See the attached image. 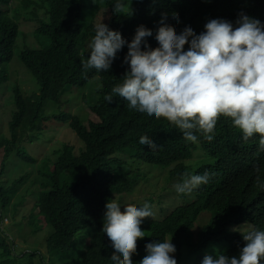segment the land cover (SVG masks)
Returning a JSON list of instances; mask_svg holds the SVG:
<instances>
[{
  "label": "trees",
  "instance_id": "16d2710c",
  "mask_svg": "<svg viewBox=\"0 0 264 264\" xmlns=\"http://www.w3.org/2000/svg\"><path fill=\"white\" fill-rule=\"evenodd\" d=\"M113 3L114 0H26L21 5L13 4L27 14L19 20L32 23L33 33L48 36L50 42L20 52L22 64L39 88L25 94L20 85L11 87L13 107L6 131L0 123V175L11 153L37 168L31 188L17 202H13L16 190L30 175L6 186L0 181V220L8 218L6 214L13 220L20 217L13 224L15 232L11 227H0V264H113L110 257L114 249L101 231L105 205L115 199L123 211L121 195L138 189L150 193L137 207L150 205L154 219L142 220L146 236L137 241L133 264H140L147 243L163 242L165 238L176 247L177 264H202L208 254L238 256L245 241H239L233 226L246 220L254 221L255 227L264 226V188L260 187L264 185V162L244 164L243 177L253 175L256 181L243 190L223 167L213 166L209 171L214 173L211 183L191 193H178L181 201L170 210L164 209L165 193H175L173 188L183 182L184 174L191 175L192 168L214 153L213 142L203 141L200 134L198 142H187L168 121L131 110L127 101L118 96L112 103L104 99L122 83L128 69L123 64L127 45L118 52L108 72L90 69L85 75L81 63L90 55L88 45L95 35L96 23L103 21L129 42L137 27L144 25L153 31L147 43L155 48L163 13L167 14L165 23L173 25L178 33L187 26L200 33L210 19L235 24L241 12L259 13L264 0H126L131 15L113 14ZM10 4V0H0V91L4 82L8 90L7 64L14 56L20 32L19 23L10 15ZM173 13L179 14V23ZM49 104L58 111L48 113ZM54 124L74 131L76 143L58 141L45 159L29 154L24 146L38 141ZM145 135L155 141L157 150L139 143ZM46 140L43 137L40 141L42 148ZM199 142L207 153L202 157L194 151ZM257 165L259 173L255 171ZM147 168L148 174L157 170L161 194L144 187L151 180L145 173ZM223 192L227 197L217 201ZM204 216L208 221L195 236L194 225ZM16 235L25 242L29 237L37 241L23 250L18 247Z\"/></svg>",
  "mask_w": 264,
  "mask_h": 264
},
{
  "label": "clouds",
  "instance_id": "9594fccd",
  "mask_svg": "<svg viewBox=\"0 0 264 264\" xmlns=\"http://www.w3.org/2000/svg\"><path fill=\"white\" fill-rule=\"evenodd\" d=\"M129 8L126 0H114L113 14L131 15ZM172 16L179 23V14ZM166 20L167 14L163 13L155 48L147 43L153 31L144 25L137 27L129 42L103 21L96 23L95 35L88 45L90 55L81 63L85 75L90 69L108 72L118 52L127 45L123 64L128 69L122 83L104 99L112 103L118 96L127 101L129 109L168 121L187 142H198L197 134L203 141L213 142L214 153L209 155L215 164L205 169L192 168L191 175L185 173L183 182L175 185V193H165L162 205L170 210L181 201L178 193H191L211 183L214 173L209 171L213 166L223 167L238 188L245 189L256 181L253 175L244 178L242 171L246 162H264V7L259 13L241 12L235 24L210 19L200 33L191 26L178 33ZM139 143L153 151L159 147L147 135L141 136ZM195 146L196 155L207 154L200 142ZM255 171L260 172L258 165ZM226 197L227 192L219 193L217 201ZM105 207L101 231L114 249L110 259L113 264H133L137 241L146 236L142 220L154 219V213L147 203L142 208L126 204L121 211L115 199ZM251 222L234 226L239 241H245L238 256L208 254L202 264H261L264 226L255 227L256 223ZM145 248L140 264H177L171 255L176 252L171 240L149 242Z\"/></svg>",
  "mask_w": 264,
  "mask_h": 264
},
{
  "label": "rangeland",
  "instance_id": "374dc122",
  "mask_svg": "<svg viewBox=\"0 0 264 264\" xmlns=\"http://www.w3.org/2000/svg\"><path fill=\"white\" fill-rule=\"evenodd\" d=\"M24 1L26 0H10L11 4L8 6L10 9V15L16 19V21L19 23L20 29H19V35L17 37L16 45L14 47V56L12 60L7 64V70L9 71V77L8 80L6 81V84L9 85L6 90L5 87V82L1 86V91H0V123L3 128V130L6 131L7 129V121L9 114L11 113L12 107H13V101H12V96L9 94H12L11 87L15 85H20V88L25 94H29L30 92H34L36 89L39 88L38 82L35 79V77L32 75V73L22 64L19 54L20 52L27 48V47H44L50 42V38L48 36H38L35 32L33 33V24L30 22L24 21L23 18H21V21L19 20L20 16H25L27 17V14L20 8V6H13V4H23ZM94 1V0H92ZM97 1V0H96ZM24 10H28L25 7L23 8ZM36 84V86H35ZM74 109L72 106L70 107ZM47 111L48 113L52 112H57L58 109L55 105L49 104L47 106ZM50 126V125H49ZM54 130H49L41 137H47V140L43 143V148L42 144L40 141L42 138L35 143H29L25 145V149L27 152L33 156H35L37 159H45L47 157L46 153H51L53 150L54 146L61 141H67V142H75L78 140L76 134L74 131L67 129L64 126L54 124L53 126ZM68 127V126H67ZM76 143V142H75ZM59 145V144H58ZM45 152L44 155L42 153ZM2 159V153L0 152V162ZM210 164H215L214 159L208 155V157L205 160H202L199 163V166L206 165L208 168ZM35 164L23 161L19 156L16 155V153H11L9 158L7 159L6 162V167L4 172L0 175V181L2 182L3 186L11 184L14 180L24 176L25 174H29L30 176L23 182L21 183L17 190L16 193L13 197V202L19 201L24 195H26V192L29 188H31V180L35 177L37 168L33 166ZM198 166V167H199ZM1 169V168H0ZM149 169L147 168L145 173L149 172ZM149 178L151 180L145 182L143 185L144 187L149 190L153 191L155 190L158 192V194H161V188L156 182H159L158 178V172L157 170H153V174H148ZM261 188H264V185H260ZM240 190H243V188H239ZM150 192L146 193H141V191L138 189V191L128 193L121 195L120 201L123 205L126 204H132L137 206H140V203H143V199L145 198V195H147ZM167 200H170V196L167 193ZM27 204L29 205L30 202L28 201ZM30 207V205H29ZM8 218H4L3 220H0V227L5 228V227H11L13 232L14 227L13 224L15 221H18L20 217H17L16 219H12L11 215L9 216L8 214L5 215ZM206 221H208V216L201 217L197 223L194 225L193 233L195 236H197V231L202 228V224H204ZM252 223L251 221H248ZM235 227L233 226V229ZM27 237V235H25ZM19 242L18 247L20 249L25 250L26 248L29 247V244L34 246L33 244L37 241L36 239L29 237V239L25 242V239H21L20 235H16V242ZM39 250L44 252V249L42 247H39ZM175 257V253L171 254Z\"/></svg>",
  "mask_w": 264,
  "mask_h": 264
}]
</instances>
